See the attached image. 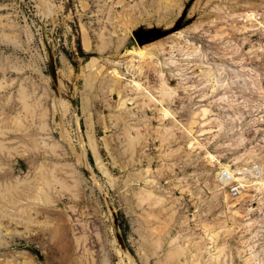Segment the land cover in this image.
Instances as JSON below:
<instances>
[{
    "label": "rangeland",
    "instance_id": "rangeland-1",
    "mask_svg": "<svg viewBox=\"0 0 264 264\" xmlns=\"http://www.w3.org/2000/svg\"><path fill=\"white\" fill-rule=\"evenodd\" d=\"M0 264H264V0H0Z\"/></svg>",
    "mask_w": 264,
    "mask_h": 264
},
{
    "label": "bare ground",
    "instance_id": "bare-ground-1",
    "mask_svg": "<svg viewBox=\"0 0 264 264\" xmlns=\"http://www.w3.org/2000/svg\"><path fill=\"white\" fill-rule=\"evenodd\" d=\"M43 1V0H42ZM42 5V4H41ZM197 50V49H196ZM139 51V50H138ZM196 52V51H195ZM192 55H193V53H192ZM189 57V56H188ZM134 58H135V55H134ZM132 59H133V57H132ZM131 59V60H132ZM207 70V69H206ZM211 73V72H210ZM190 86V85H189ZM169 87V86H168ZM168 89H172V88H168ZM214 90V89H213ZM173 91V90H172ZM224 96V95H223ZM82 154H83V152H82ZM83 157V160H84V155H82ZM78 157V156H77ZM78 162V161H77ZM81 162H82V160H81ZM85 163V162H84ZM246 175L247 174H242L241 176H240V178H241V182L243 183H239V182H232L229 186H233L234 187V190H235V196L238 194V193H240L242 190H243V185H245L246 183H244V182H247L248 180H247V178H246ZM259 175V170L258 169H252V171H251V174H249V177L250 176H253V177H257V176ZM228 186V187H229ZM262 187H263V185H262ZM143 192V191H142ZM146 192V191H145ZM137 193V192H136ZM144 193V192H143ZM149 193V192H148ZM147 194V193H146ZM152 194V193H151ZM232 195V194H231ZM234 195H232V196H234ZM149 197V196H148ZM155 197V196H154ZM148 214V213H147ZM153 219V218H152ZM174 239V238H173ZM174 241V240H173ZM171 242H172V240H171Z\"/></svg>",
    "mask_w": 264,
    "mask_h": 264
},
{
    "label": "water",
    "instance_id": "water-1",
    "mask_svg": "<svg viewBox=\"0 0 264 264\" xmlns=\"http://www.w3.org/2000/svg\"><path fill=\"white\" fill-rule=\"evenodd\" d=\"M49 74L52 78L53 83L55 84V70L53 67V61H52L51 56H49Z\"/></svg>",
    "mask_w": 264,
    "mask_h": 264
},
{
    "label": "built area",
    "instance_id": "built-area-1",
    "mask_svg": "<svg viewBox=\"0 0 264 264\" xmlns=\"http://www.w3.org/2000/svg\"><path fill=\"white\" fill-rule=\"evenodd\" d=\"M229 190L231 192L232 195L235 194V190H234V187L233 186H229Z\"/></svg>",
    "mask_w": 264,
    "mask_h": 264
},
{
    "label": "trees",
    "instance_id": "trees-1",
    "mask_svg": "<svg viewBox=\"0 0 264 264\" xmlns=\"http://www.w3.org/2000/svg\"><path fill=\"white\" fill-rule=\"evenodd\" d=\"M76 48H78L80 50L78 41L76 42Z\"/></svg>",
    "mask_w": 264,
    "mask_h": 264
}]
</instances>
